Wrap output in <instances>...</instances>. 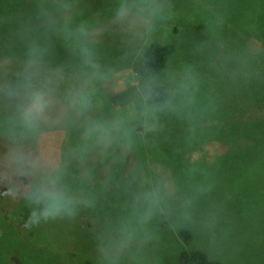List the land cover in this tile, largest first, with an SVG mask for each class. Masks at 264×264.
Masks as SVG:
<instances>
[{"label": "rangeland", "instance_id": "374dc122", "mask_svg": "<svg viewBox=\"0 0 264 264\" xmlns=\"http://www.w3.org/2000/svg\"><path fill=\"white\" fill-rule=\"evenodd\" d=\"M17 1L26 11L27 0ZM51 1L62 7L63 26L72 18L80 19V42L87 41L85 52L91 65L79 72L68 70L66 64L31 60L12 69L13 74L22 75L13 89L12 72L9 75L12 90L4 99L28 112L40 131L35 145L27 144L35 132L26 131L20 139L26 145L11 149L9 158L2 157V148L11 141L0 136V192L4 193L0 264H181L174 249L177 243L188 249L198 240L194 232L189 243L178 235L173 214L177 206L200 210L198 220L205 235L204 247H198L209 257L222 264H264V249L256 245L255 230L241 233L242 226L236 224L223 234L216 228V221L232 218L254 228L264 221V195L254 192L261 180H253L252 171L243 175L228 164L225 174L233 172L238 181L232 183L218 173L222 167L218 159L204 191L199 193L188 184L176 189L174 167L180 160L173 150L162 147L169 139L155 143L160 140L155 133L146 142L132 140L127 131L132 128L120 122L139 121L144 111L133 100L127 104L118 98L109 100L117 94L144 96V89L164 86L169 96L156 106L155 124L144 132L168 129L177 139L180 130H188L190 138L196 134V140L209 138L205 124L214 121L223 129L228 122L236 125L240 100L247 99L246 111L254 118L262 116L264 109L252 106L251 91L245 90L252 78L243 77L241 70L251 73L258 63L256 58L248 60L256 57L252 47L260 45L254 33L264 32V0ZM68 1L73 5L68 6ZM52 13V8L43 10L45 18ZM240 26L251 32L246 43L241 41ZM153 43H170L174 52L157 75H136L130 67L134 56L139 58ZM244 44L248 48L241 47ZM5 60L9 67L14 65ZM100 120L110 124L112 133L102 131ZM210 128L216 135L217 125L212 123ZM118 129L121 134L115 132ZM153 147L156 151H151ZM220 147L211 141L203 152H187L185 159L195 163L202 154L211 163L226 151L227 146ZM140 153L153 162L149 164ZM121 157L126 162L119 167L123 177H117L113 165ZM258 161L264 163V157ZM117 182L118 200L112 201ZM162 187L164 195L176 191L166 197ZM91 200L109 210L112 226L81 212ZM162 209L168 212L161 218L167 225L159 228Z\"/></svg>", "mask_w": 264, "mask_h": 264}, {"label": "trees", "instance_id": "16d2710c", "mask_svg": "<svg viewBox=\"0 0 264 264\" xmlns=\"http://www.w3.org/2000/svg\"><path fill=\"white\" fill-rule=\"evenodd\" d=\"M1 4L4 5L0 7V55L2 56L1 59L4 60L0 62V136L11 141L2 148V157L9 158L11 149L14 148L16 150L19 144L26 145L25 143L27 142L20 140L26 137L24 134L26 131L35 132L32 142L27 143L30 145H35L40 131L39 126L30 118L28 112L22 110L18 104L14 105L13 103L15 101H6L3 97L7 91L17 87L22 77V75L18 73L13 74L12 69L19 68L18 66L28 63L31 60L41 59L40 62L42 64H46V62L51 64H66L68 70L75 69L79 72H86L91 65L88 61L89 59L91 60V58L85 52L87 41L83 43L80 42L82 34L81 30L77 29V23L80 22V19L75 20V18H72L70 24H65L63 26V19H60L59 16L62 7H57V2L51 0H27L26 11H23L19 7L17 0H3ZM67 5H73L72 1H68ZM48 8H52L53 13L49 17L53 18L44 17L43 10L47 11ZM80 25L82 26L81 22ZM240 31H242L241 41L246 43L245 39L251 32L245 30L242 26H240ZM254 37L256 40H260V45L252 47L256 57H252L248 62L256 58L258 62L257 66H255L256 68L253 67L251 73L246 70H241V75L243 77L252 78L251 81L247 82L245 90L247 94L249 90L251 91L252 106L256 104L259 110L264 109V32L254 33ZM241 47L245 48L247 46L244 44ZM174 49V46L170 43L163 45L153 43L143 50L139 58L134 56L135 62L131 64L130 67L136 75L153 77L160 73L166 60L169 59V56L174 52ZM5 59H8L10 63L14 65L9 67ZM11 72V78L13 79L12 89L9 87V75ZM3 86H8V89L3 90ZM99 91L101 92V89ZM144 91V96H135L132 94L131 97L127 98V96H125L123 98L117 94L109 98V100L111 99V101H114L118 98L120 103L124 104H127L128 100H133L137 108L144 111V116H141L139 121H134V123L131 121V124L136 127V129H132L133 132H129V136L132 140L146 142L148 139L152 140V136L155 133H157L160 138V140H156L155 143H160L164 138L169 139L170 143L162 147L173 150L175 156L180 160V165L174 167L175 181L177 182L176 189L177 185H180L182 188L184 184H188L193 190L199 193L204 191L214 174V169H216L212 164L215 160L219 159L222 163V167L217 168L219 174L226 176L232 183H238L233 172L225 174V168L228 164L231 165L233 170L239 168L243 175L252 171L255 175L253 180H261L258 189L254 190V192L256 195H258L259 192L264 195V163L260 164L258 161L264 157V113L262 116H256L254 118L247 112V99L244 101L240 100L239 120L236 122V125L228 122V127L223 129L218 122L214 121L212 123L217 125L216 135H212L213 130L210 128V124L212 123H208L205 124V126L209 131V134H207L209 138L201 137L196 140V134L190 138L188 130H180L177 139V135L168 129H156L155 131L149 130L146 133L144 132L146 126L152 127L155 124L154 111L156 106L165 102L169 96L167 89L162 85L152 86L148 92L145 89ZM102 95L103 104H105L106 101H108L105 92H103ZM112 112V116L118 120L119 118L116 111L113 110ZM120 123L127 122L121 121ZM99 125L102 131L112 133V128L108 122L100 120ZM42 127L46 128L47 126ZM139 131H141V134L137 133ZM115 132L121 134L122 129L115 130ZM185 137L187 138L186 143L183 141ZM211 141L220 144V149L223 145L227 146L226 151L223 154L220 153L219 157L214 158L211 163L207 162L202 154L197 158L195 163L186 161L185 156L187 152L193 149H198V151L200 150V152H203L204 146ZM140 148L146 151V147L140 146ZM151 151H156L155 147H153ZM140 157L147 158L149 164L153 162L151 158L143 155V153H140ZM227 158L230 159L229 162ZM125 162L123 157H121V159L117 160L113 165L117 177H123L119 167ZM162 166H164V164ZM191 167H193V171L190 172L188 170ZM138 169L139 166L135 167L131 172ZM128 175L125 177H128ZM119 188L120 185L119 182H117L116 189L110 196L112 201L118 200L117 194ZM161 191L163 196L170 197L174 195L176 190L174 192H169L168 195H164L163 187ZM181 191L182 190H179V195H182ZM34 206H39L37 200L34 201ZM102 206L101 202L91 200L90 203L82 206L81 212L88 216L92 214L94 217L104 222L106 226H112L109 210ZM240 206L242 205H238L237 207ZM179 213L180 215H178ZM159 214L160 219L158 227L164 228L167 222H163L164 219L161 220V218L168 216V212L166 209H162ZM173 214L177 218L175 221L177 227H179L177 231L182 240L189 243L192 239L191 232H194V236H196L198 240L194 246H190L188 249L184 248L181 242L180 244L177 243L174 249L177 252L180 263L222 264L217 259L209 257L204 249L198 247H204L202 240L205 235V233L203 236L201 235L204 231L202 230L203 223L198 220L201 214L200 210H184L183 207L177 206L173 210ZM216 222V228L218 230L221 229V233L223 234L231 231L236 224L242 226L240 230L241 233L249 231V229L255 230L254 239L256 245L264 249V221L260 222L256 228L251 224L237 223L236 218H232L225 222L223 220Z\"/></svg>", "mask_w": 264, "mask_h": 264}, {"label": "flooded vegetation", "instance_id": "af4514ba", "mask_svg": "<svg viewBox=\"0 0 264 264\" xmlns=\"http://www.w3.org/2000/svg\"><path fill=\"white\" fill-rule=\"evenodd\" d=\"M167 62H168V59L166 60ZM122 124H125V125H128V126H130L132 129H136V127L134 126V125H132V124H128V123H122ZM127 131H129L130 133L131 132H133L132 130H127ZM138 134L140 133L141 134V131H139V132H137ZM207 145V144H206ZM205 145V146H206Z\"/></svg>", "mask_w": 264, "mask_h": 264}, {"label": "clouds", "instance_id": "9594fccd", "mask_svg": "<svg viewBox=\"0 0 264 264\" xmlns=\"http://www.w3.org/2000/svg\"><path fill=\"white\" fill-rule=\"evenodd\" d=\"M3 196H4V193L0 192V198H3ZM22 226L27 227V225H22Z\"/></svg>", "mask_w": 264, "mask_h": 264}]
</instances>
